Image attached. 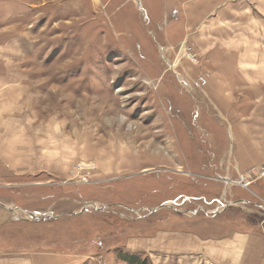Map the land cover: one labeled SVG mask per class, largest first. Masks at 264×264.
Here are the masks:
<instances>
[{
	"label": "rangeland",
	"instance_id": "374dc122",
	"mask_svg": "<svg viewBox=\"0 0 264 264\" xmlns=\"http://www.w3.org/2000/svg\"><path fill=\"white\" fill-rule=\"evenodd\" d=\"M20 1L26 16L0 30V57L5 71L27 74L21 101L32 106L10 115L37 120L42 154L69 161L0 176V264H214L168 236L178 245L182 233L264 232V180L236 183L264 163V146L253 164L233 159L204 55L177 43L181 30L155 27L144 0ZM245 4L244 51L264 71V0ZM254 77L244 85L260 95L247 105L264 106Z\"/></svg>",
	"mask_w": 264,
	"mask_h": 264
},
{
	"label": "crops",
	"instance_id": "0c3cea01",
	"mask_svg": "<svg viewBox=\"0 0 264 264\" xmlns=\"http://www.w3.org/2000/svg\"><path fill=\"white\" fill-rule=\"evenodd\" d=\"M144 1L147 11L152 14L151 21L155 27L160 29L162 25L167 26L165 33L181 30L183 34L177 43L185 41L204 55V63L210 72L209 96L214 99L210 109H213L212 114L217 112L230 138L237 143L232 157L245 162V166L257 162L259 156H256L255 151L264 146V106L247 105V97L259 96L260 93L256 85L257 90L253 85L245 86L244 81L251 79L252 74L255 81L260 78L263 80L264 71L258 67L257 58L252 62L244 51L249 45L244 42V34L250 31L247 18L252 15L250 5L245 2L250 0ZM23 5L26 4L20 0H0V30L25 18L26 9ZM155 5L158 6L157 11ZM235 30L242 34V38L230 36V32ZM4 59L8 60L7 63H4ZM9 60L0 57V176L7 179L13 176H33L42 171H58L59 167H67V157L59 158L53 154L45 157L42 154L40 144L37 146V141L43 137L42 126L37 125V120H17L10 115L32 106V100L22 104L21 98L28 94L25 92L27 74L5 71L4 66L10 65ZM251 64L256 68H246ZM66 125V122H56L54 129L57 131ZM255 129L259 130L258 134L254 132ZM168 237L169 247L201 251L214 264H264L263 231H232L214 238H186L182 233L178 245L171 240V236Z\"/></svg>",
	"mask_w": 264,
	"mask_h": 264
},
{
	"label": "built area",
	"instance_id": "2783aa9c",
	"mask_svg": "<svg viewBox=\"0 0 264 264\" xmlns=\"http://www.w3.org/2000/svg\"><path fill=\"white\" fill-rule=\"evenodd\" d=\"M187 54L190 57V59L192 60L194 59V56L191 53H187ZM252 174H255L257 178L264 180V163L258 167H253L246 174H240L236 183L240 184L241 186H245V187L248 186L252 181L253 178Z\"/></svg>",
	"mask_w": 264,
	"mask_h": 264
},
{
	"label": "water",
	"instance_id": "95a60500",
	"mask_svg": "<svg viewBox=\"0 0 264 264\" xmlns=\"http://www.w3.org/2000/svg\"><path fill=\"white\" fill-rule=\"evenodd\" d=\"M30 216H31V218H33V219H36V220H44V219H46V218H50V216L49 215H46V216H38L36 213H34V212H27Z\"/></svg>",
	"mask_w": 264,
	"mask_h": 264
},
{
	"label": "bare ground",
	"instance_id": "6f19581e",
	"mask_svg": "<svg viewBox=\"0 0 264 264\" xmlns=\"http://www.w3.org/2000/svg\"><path fill=\"white\" fill-rule=\"evenodd\" d=\"M123 159V158H122Z\"/></svg>",
	"mask_w": 264,
	"mask_h": 264
}]
</instances>
